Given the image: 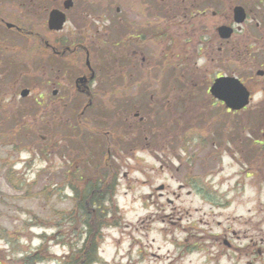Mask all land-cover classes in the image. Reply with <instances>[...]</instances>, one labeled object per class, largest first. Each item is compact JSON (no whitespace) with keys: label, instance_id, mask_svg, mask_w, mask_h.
Segmentation results:
<instances>
[{"label":"flooded vegetation","instance_id":"1","mask_svg":"<svg viewBox=\"0 0 264 264\" xmlns=\"http://www.w3.org/2000/svg\"><path fill=\"white\" fill-rule=\"evenodd\" d=\"M236 7L244 14L240 26L233 19ZM53 11L60 12L64 19L61 30L49 28ZM220 26L234 28L228 41L237 38L244 44L242 62L247 56L261 60L246 87L250 103L255 96L256 103H264V0H0V119H48L46 134L39 137V153L46 157L54 148L53 122L49 119H66L68 124L74 120V131L84 136L98 134L97 150L107 156V161L96 168H104L98 181L104 184L106 197L111 198L110 189L118 182L116 163H110L112 153L114 160L121 159L120 150L130 144L133 146L128 151L134 156L138 146L133 143L134 135L120 136L117 119H138L139 125L128 123L133 129L144 125V143L137 152L150 157L155 141L151 142L150 126L144 122L151 119L149 102L154 96L161 98L155 91L171 97L177 87H191L210 96L214 80L227 76L226 40L217 34ZM35 55L42 56L41 67H27L23 59L36 60ZM106 62L111 64L105 66ZM105 68L111 69V79L105 82L108 85L99 83ZM101 88L110 93L109 130L108 126H92L97 122V92ZM210 97L209 108L201 115L202 119L214 120L211 126L195 125L193 132L181 133L164 127L158 133L161 148L153 151L161 156V160L154 157L160 162L158 170L171 165L172 160L179 161L180 169L191 166L193 170L190 179L175 191L161 184L153 192L150 188L149 198L172 204L180 200L184 188L186 196H194L202 203L226 198V190L222 196L216 191L226 185L223 171L226 148L230 149L226 146V114L238 116L248 107L230 112L222 102ZM210 130L217 132L214 139L219 148ZM254 135L256 146L248 155L241 150L233 155L246 169L239 175L248 178L244 185L237 182L233 187L240 186L243 194H250L241 196L250 204L249 209L245 215L228 213L226 228L218 235L206 228L198 229L195 236L194 242L206 238L225 246L226 264H264V119L257 122ZM84 147L80 148L86 151ZM147 167L155 170L153 165ZM95 192L92 190L90 197ZM105 199L108 200L87 198L85 202Z\"/></svg>","mask_w":264,"mask_h":264},{"label":"rangeland","instance_id":"2","mask_svg":"<svg viewBox=\"0 0 264 264\" xmlns=\"http://www.w3.org/2000/svg\"><path fill=\"white\" fill-rule=\"evenodd\" d=\"M243 46L237 38L226 42V75H234L250 84L249 77H255L261 60L247 56L242 62ZM41 57L36 56V60L23 59V62L29 68H40L43 63ZM108 63L111 64L106 62L105 66ZM110 72L111 69L102 70L103 79L99 83L108 85L105 82L111 79ZM256 84L252 82V85ZM147 92L154 94L153 91ZM155 92L161 98L154 96L149 102L151 119L144 122L150 126L151 142L155 141L150 157L137 152L144 143V125L133 129L128 127V123L138 124V119H128V122L117 119L120 136L134 135L133 143L138 146L135 147L134 156L128 151L133 146L130 144L120 150L123 154L121 159L117 157L114 160V153L111 155L110 163H116L118 169L114 202L122 222L119 228L103 231V242L98 251L101 262L98 264H226L225 246L215 245L206 238L199 243L194 242L195 236L198 229L206 228L218 235L222 228H226L228 213L233 216L245 215L249 209L250 204L245 203V198L250 194L247 191L243 194L240 186L233 187L237 182L244 185L248 181V178L239 175L246 169L233 155L239 150L248 155L256 146L254 134L257 122L264 119V103H256L255 96L253 104L250 103L247 110L238 116L226 114V146L230 148H226V169L223 171L226 173V185L216 189L220 191V196L226 190V198L202 203L194 196H186L187 189L184 188L180 200L169 204L164 199L149 198L150 188L153 192L156 186L165 184L175 191L180 183L190 179L193 167L180 169L179 161L172 160L171 165L158 170L160 162L155 161L154 157L161 160V156L153 153L155 148H161L158 133L164 127H170L172 132L175 130L177 133L193 132L195 125L211 126L214 120L202 119V111L209 108L211 98L203 91L177 87L170 98ZM140 93L136 91V94ZM97 94V122L92 126L98 129L108 126L109 130L112 111L110 93L101 88ZM167 98L172 102L166 104L169 101ZM174 100H178L175 102L177 104ZM155 106L158 107L154 110ZM120 110L123 111L122 107ZM47 121L0 119V264H59V259L83 239L81 226L61 218L74 211L77 192L86 190V185L98 183L93 168L99 165L93 167V163L101 165L107 161V156L97 150L98 134L88 133L84 136L72 129L74 120L68 124L66 119H49V122H53L54 148L52 155H41L39 137L46 134ZM209 133L219 148L214 139L217 132L210 130ZM92 142L94 146H91ZM82 144L87 155L80 150ZM177 153L181 154L179 150ZM84 156H87V165H84ZM148 164L153 165L155 170L147 167ZM102 169L98 168L99 171ZM75 173L82 176L81 180L72 178L71 175ZM230 203V207H227ZM30 256L40 261L24 262Z\"/></svg>","mask_w":264,"mask_h":264},{"label":"trees","instance_id":"3","mask_svg":"<svg viewBox=\"0 0 264 264\" xmlns=\"http://www.w3.org/2000/svg\"><path fill=\"white\" fill-rule=\"evenodd\" d=\"M97 188L103 192L95 194L94 197L106 198L104 186L99 184ZM73 190L75 191V189ZM93 190H96V188L93 187ZM77 194L81 198L75 200L76 207L74 211L61 219L81 226L83 239L74 248H70L68 254L59 259V264H98L101 262L98 249L103 241L102 231L109 227L118 226L122 217L114 201L96 203L88 201V203H85V199L89 198L87 197L89 194H83L82 192H77ZM34 259L40 261V259L30 256L24 259V262L28 263Z\"/></svg>","mask_w":264,"mask_h":264},{"label":"water","instance_id":"4","mask_svg":"<svg viewBox=\"0 0 264 264\" xmlns=\"http://www.w3.org/2000/svg\"><path fill=\"white\" fill-rule=\"evenodd\" d=\"M244 19L243 11L240 8L234 10V21L240 24ZM64 19L58 11H53L49 18V28L60 30ZM218 33L222 39H229L233 30L227 27L218 28ZM210 94L217 100L223 102L226 108L231 111H239L249 104V92L245 86L234 77H221L214 81L209 90Z\"/></svg>","mask_w":264,"mask_h":264}]
</instances>
